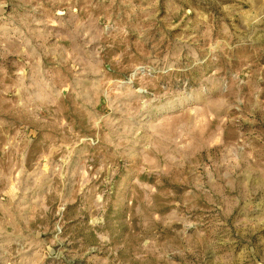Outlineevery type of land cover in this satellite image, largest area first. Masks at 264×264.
Masks as SVG:
<instances>
[{"label":"rangeland","instance_id":"obj_1","mask_svg":"<svg viewBox=\"0 0 264 264\" xmlns=\"http://www.w3.org/2000/svg\"><path fill=\"white\" fill-rule=\"evenodd\" d=\"M0 264H264V0H0Z\"/></svg>","mask_w":264,"mask_h":264}]
</instances>
